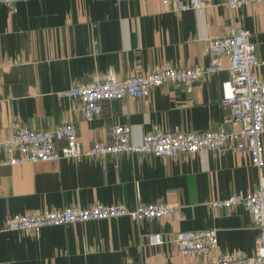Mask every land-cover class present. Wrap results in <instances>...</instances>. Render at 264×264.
Wrapping results in <instances>:
<instances>
[{"label":"crops","instance_id":"1","mask_svg":"<svg viewBox=\"0 0 264 264\" xmlns=\"http://www.w3.org/2000/svg\"><path fill=\"white\" fill-rule=\"evenodd\" d=\"M202 8L166 9L161 0H20L17 10L0 4V264H195L214 255H183L171 241L183 230L215 229L217 254L250 256L258 229L243 204L216 208L212 201L246 195L264 178L233 143L217 150L156 157L120 152L57 161L5 165L12 151L1 142L13 123L50 129L73 123L83 149L111 142L118 125L131 127L141 143L150 133L233 131L222 100L229 60L213 55L210 40L251 31L264 80V5L237 9L227 0ZM221 64L190 88L170 83L147 97L102 102L86 117L82 101L59 95L96 79H126L156 69ZM264 141V135H263ZM166 202L179 207L169 217L129 216L51 225L38 233L7 230L8 219L36 211ZM165 242L153 245L149 235Z\"/></svg>","mask_w":264,"mask_h":264},{"label":"built area","instance_id":"2","mask_svg":"<svg viewBox=\"0 0 264 264\" xmlns=\"http://www.w3.org/2000/svg\"><path fill=\"white\" fill-rule=\"evenodd\" d=\"M20 0H0V4L17 10ZM166 9L186 11L202 8L206 0H161ZM249 3L264 5V0H227L226 4L237 9ZM213 55H223L229 60L230 79L223 83L222 100L228 115L239 128L233 131L208 130L198 132L147 134L141 143L131 138L129 125H118L113 129L111 142L97 141L88 149L81 147L73 123H61L50 129H31L14 122V133L1 145L12 151L5 165L57 161L63 158H78L83 155H108L120 152L149 153L156 157H175L180 154L197 153L202 150H217L233 143L237 150H246L255 166H264V80L256 76L262 61L257 55V46L248 29L238 28L233 35L210 40ZM221 64L206 67L194 66L186 69L162 68L148 74L134 75L123 80L108 78L88 81L59 95H67L82 101L86 117L99 114L104 101H120L126 97H147L153 88L170 83L190 88L205 74L220 71ZM243 204L252 214L258 229L256 252L253 255L217 254L219 244L215 229L183 230L172 234L171 241L183 255H214L212 261L195 264H264V178L254 191L246 195H232L226 199L212 201L216 208H230ZM179 207L166 202L141 203L135 208L124 204L95 205L83 207L69 205L60 210L36 211L28 215L8 219L7 230L38 233L51 225L86 222L129 216L134 220L169 217ZM149 242L161 245L164 237L158 233L149 235Z\"/></svg>","mask_w":264,"mask_h":264}]
</instances>
